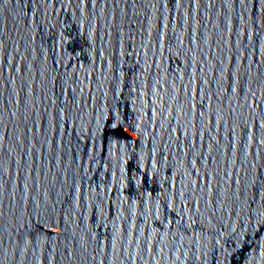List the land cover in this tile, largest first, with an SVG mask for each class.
<instances>
[{
    "label": "water",
    "instance_id": "1",
    "mask_svg": "<svg viewBox=\"0 0 264 264\" xmlns=\"http://www.w3.org/2000/svg\"><path fill=\"white\" fill-rule=\"evenodd\" d=\"M0 264H264V0H0Z\"/></svg>",
    "mask_w": 264,
    "mask_h": 264
}]
</instances>
